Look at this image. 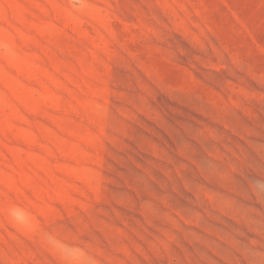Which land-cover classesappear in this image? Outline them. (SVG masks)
<instances>
[{
  "label": "rangeland",
  "instance_id": "obj_1",
  "mask_svg": "<svg viewBox=\"0 0 264 264\" xmlns=\"http://www.w3.org/2000/svg\"><path fill=\"white\" fill-rule=\"evenodd\" d=\"M46 235L264 264V0H0V264H65Z\"/></svg>",
  "mask_w": 264,
  "mask_h": 264
},
{
  "label": "clouds",
  "instance_id": "obj_2",
  "mask_svg": "<svg viewBox=\"0 0 264 264\" xmlns=\"http://www.w3.org/2000/svg\"><path fill=\"white\" fill-rule=\"evenodd\" d=\"M8 214L18 226L23 228L31 227V219L22 209L12 208ZM44 240L46 245L52 248L65 261V264H92L91 259L83 249L64 245L51 235H46Z\"/></svg>",
  "mask_w": 264,
  "mask_h": 264
}]
</instances>
